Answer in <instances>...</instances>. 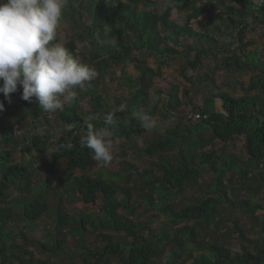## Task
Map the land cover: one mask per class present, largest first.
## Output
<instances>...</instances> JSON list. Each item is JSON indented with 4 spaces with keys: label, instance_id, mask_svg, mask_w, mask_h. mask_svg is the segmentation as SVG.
Here are the masks:
<instances>
[{
    "label": "rangeland",
    "instance_id": "1",
    "mask_svg": "<svg viewBox=\"0 0 264 264\" xmlns=\"http://www.w3.org/2000/svg\"><path fill=\"white\" fill-rule=\"evenodd\" d=\"M111 1L114 5L129 4L131 9L137 12L149 10L156 14H162L167 6L163 0H157V3L156 0H150L148 4L132 0ZM231 4L240 6L241 2L239 0L230 1ZM83 12L85 10L79 6L77 1L68 0V10L63 14L65 17L57 30L53 43L63 45L70 40H77L79 35L77 33H84L82 27H76L78 22L75 24L80 20L79 14ZM216 12L221 13L223 17L220 16L214 20L215 25L218 26L221 22L227 23L226 15L223 14L222 9L218 8ZM170 20L183 25L185 15L171 9ZM83 22L86 26L91 24L86 13H83ZM192 26L199 33L212 35L220 44L231 43L233 48L238 45L236 38L234 40L230 36L233 35L231 30H225L223 27L220 29V33H217L205 16L193 21ZM127 33L124 30L118 36L114 33L113 27L107 26L105 40L95 42L92 37L84 33L81 37H84L85 43L77 42L78 61L89 65L97 72V76L86 89L79 92L82 117L91 115L92 96L101 100L102 113L106 111L113 113L116 109L133 110L134 105L130 95L141 88L139 68L148 67L153 70L154 77L146 83L147 96L139 103L138 110L139 112L145 111L154 121V126L147 129L136 145L125 140H112L109 135L108 139L113 141L112 154L114 158L111 164L101 165L94 161L92 154V164L89 170L86 172L77 171L75 175H85L91 178L102 175L100 177L104 179H112L111 174L118 177L125 176L122 177L124 178L122 180H115L123 187L128 200V208L122 209L121 214L136 224H142L143 227L147 225L148 230L145 229L143 232L146 238L160 237V257L155 260L156 264L171 262L190 264L197 254L204 252L205 246L212 243L223 245L232 254L241 253L243 248L249 249L251 252H256L257 249L264 252V162L258 168L246 165L248 158L244 149V138H235L227 143L214 140L205 147L198 143L193 146V149L188 150V153L196 155V159L199 158L201 152L214 155V167L217 172L211 171L209 166H206L201 171L197 182L190 184L167 202L162 198L161 193L157 194L156 192L157 179L160 178L156 165L160 163V159L146 153V147L151 142H154L159 135L171 131L178 124L194 127L198 120L196 116L207 96L223 92L235 97L244 95V90L249 89L252 73L226 67L217 51H214L215 54L199 59V62L192 67L188 65V62L194 59L195 52L190 50L189 57L186 59V49L172 42L167 43V47L174 48L181 53L180 55L172 56L167 52L150 55L136 46L129 49L126 43ZM194 41L193 38L188 40L189 48H193ZM244 42L248 43V51H261L260 62L264 68L263 27L258 24L254 25L251 30L247 31ZM164 46L166 45L164 44ZM89 48L95 49V53L99 57L93 58L89 53ZM110 51L127 52L128 54L120 63L109 62L107 66L103 67V61L109 57ZM185 92L187 93L185 94ZM11 99L13 100L14 120H8L0 111V124L5 125L8 132H12L16 139L15 144L6 146V151L11 154L13 163L21 162L32 169V176L37 184L33 193L36 194L46 188V171L52 160L47 151H53L55 142L60 138L72 139L75 132L68 130L58 122L57 111L41 112L39 117L32 118L31 103L21 99V90L18 89ZM44 117L49 120V123L45 121ZM95 129L98 130L96 126ZM78 131L82 138L86 135V132ZM34 135L48 136V140L43 143V147L46 148L43 153H38L31 145L29 146L28 142L23 143L24 139L29 141ZM190 135L195 139L202 137L205 141L210 137L209 131L200 133L196 127L190 129ZM27 146L33 148L31 154L25 152ZM182 147L187 150L185 145ZM2 148L0 146V149ZM178 152L179 150L176 149L171 152V155L177 158ZM231 163L233 166L226 168V165ZM65 167L66 164L63 161L56 166L52 176L54 182L47 189L46 195L49 210L38 221L30 222L23 217L20 202L29 200V197L10 191L8 206L11 208L13 217L0 231V250L3 247L6 249L4 253H0V261L4 264H20L19 261L8 260L12 253L10 250L12 247L30 254L33 258L32 264H84L81 260V257L85 255L82 249L83 245L89 251L103 249L104 243L99 237L100 233L89 228L84 233L70 234L67 232L66 237L58 235L59 239L65 238L66 242L61 249V254L57 256L41 249L43 244L48 247L53 245L58 214H66L71 217L70 224L73 227L76 226L73 218L78 214L95 213L102 216L100 212L101 199L94 206H85L71 183H63L64 179L61 173ZM143 174L148 175L141 176ZM244 174H246L245 177ZM218 175L224 182L225 190L229 195L228 200L222 199L220 193L225 190L220 186H216L218 193L214 191ZM147 180L152 181L153 185L147 184ZM148 196L151 197L154 204L158 203L164 207L169 203L177 209L209 198L215 201L214 213L210 215L208 221L201 222L196 227L192 223L175 224L166 221L161 211L149 208ZM118 198L120 199L122 196H118ZM14 201L20 202L15 204ZM57 205L60 207L59 211H57ZM184 226L195 228L196 237H190L189 233L182 232ZM103 234L121 243H127L122 233L103 232ZM174 252L179 253L178 258L174 257ZM25 258L28 257L25 256ZM107 258L105 264H120V255Z\"/></svg>",
    "mask_w": 264,
    "mask_h": 264
},
{
    "label": "trees",
    "instance_id": "2",
    "mask_svg": "<svg viewBox=\"0 0 264 264\" xmlns=\"http://www.w3.org/2000/svg\"><path fill=\"white\" fill-rule=\"evenodd\" d=\"M79 3V6L85 10L86 15L91 20V24L86 26L83 22V13L79 14V21H76V27H82L84 33L97 42L105 40V28L113 27L116 35L120 36L123 31H127L126 43L129 49L136 46L145 50L150 55L168 54L180 55L177 50L167 47V43L180 45L186 49V59L189 57V51H194V59L189 60L188 65L195 66L199 59L215 54L214 51L220 53L222 63L228 68L235 70H246L252 73L250 78V86L248 90H244V95L235 97L229 93H219L207 96L200 109L196 127L200 133L209 131L208 140L191 138L190 128L186 125L178 124L171 131L159 135L154 142H151L146 148V153L152 157H159L160 163L156 165L160 178L157 179V194L161 193L164 200L169 201L172 196L180 194L190 184L197 182L201 171L209 166L211 171L217 172L214 167V155L201 152L199 158L187 151L193 149V146L200 143L203 147L218 140L227 143L235 138H244V149L247 154V164L253 167H259L264 162V68L260 62L261 51H248V43L244 42L245 35L248 30L256 24L264 29V7L254 6L252 0H239L241 5L231 4L230 1L236 0H163L166 3V9L162 14H156L149 10L137 12L131 9L129 4L119 3L114 5L111 0H73ZM133 2L148 4L150 0H132ZM155 2V1H154ZM157 3V0H156ZM221 8L223 14L226 15V22L215 25L214 20L221 13L216 12ZM171 9L176 10L179 14L185 15V22L179 25L170 20ZM68 7L64 10L65 14ZM201 16H205L210 26L220 33V29L231 30L236 38V48L231 47V43H219L212 35L199 33L192 26L193 21H197ZM63 15V19H64ZM62 19V20H63ZM83 25V26H82ZM84 33H77V40H70L62 46L78 60V41L84 42ZM193 38V48L187 45L188 40ZM186 46H184L183 44ZM164 44L166 46H164ZM259 52V53H258ZM89 53L93 58L99 56L95 53V49L89 48ZM126 53H116L110 51V55L103 61V67L110 63H120L123 61ZM164 63V62H161ZM159 63V64H161ZM241 64V65H240ZM263 68V69H262ZM141 73L139 83L141 88L137 89L131 96V102L134 109H116L113 116L116 120L115 125L110 128V137L112 140H125L136 145L140 142L141 137L146 133L147 129L141 127L136 118L139 112V103L146 99L147 81L153 79L154 72L148 67H140ZM3 82L0 81V86ZM77 95L76 101L65 106L62 111L56 112L58 122L68 129L71 126L72 132H75L72 139L66 140L60 138L55 142V149L47 151L52 158L46 171V188L39 193H33L37 188V184L32 176V169L21 162L13 163L11 154L6 151V146L16 143L15 136L12 132H8L5 125L0 124V231L4 225L12 219L11 208L8 206L10 191L18 192L29 200L19 201L22 205L23 217L35 222L40 220L49 210L46 200L47 189L54 182L52 178L56 166L61 161L65 162L66 167L61 173L63 183L70 182L74 191L81 198L85 206H94L101 199L102 206L100 217L95 213H86L74 216L75 227L71 226L70 219L66 214H58L56 221V234L53 236L52 247L45 244L41 249L51 252L54 256L61 254V249L66 242L65 238L59 239L58 235L66 237V233L77 234L84 233L88 228L94 232H99L100 239L104 243L103 249L89 251L85 245L82 246L84 257L81 260L84 264H105L109 256L120 255V264H156L155 260L160 257L159 239L160 237L146 238L143 235L144 230H148L147 225L136 224L121 214L122 209L128 208V200L123 191V187L115 180H122L125 176L118 177L114 174L112 179H104L98 177H87L85 175H75L77 171L86 172L92 164V152L88 148L81 145L82 136L80 131L87 132V124L90 122L98 129L105 127L103 118L109 112L102 113L101 100L92 96V109L90 117H94L89 121V115L82 117L83 113L80 109L81 97ZM187 92H185L186 94ZM14 94V93H13ZM10 94L9 98H5L0 94V102L4 104L2 112L3 116L8 120H14L13 100ZM32 118L39 117L41 112L38 102L33 98L30 104ZM146 113L145 111H141ZM90 113V112H89ZM147 114V113H146ZM45 121L49 120L44 117ZM69 130V129H68ZM48 140V136L34 135L28 141L24 139L23 143L28 142L35 150L41 153L46 150L43 143ZM61 144H72L70 150L61 148ZM185 145L187 150L182 146ZM27 146L25 152L32 153L33 148ZM178 149V157L174 158L171 152ZM195 150V149H194ZM233 164H227L226 168L232 167ZM143 174L141 176H147ZM246 174H244V177ZM214 184V191L218 193L217 187L226 189L221 176H217ZM147 184L153 185L152 181H146ZM222 199L228 200V192L220 193ZM122 196V198H118ZM19 202L14 201L15 204ZM147 203L149 208L161 211L165 216V220L178 223H192L198 226L201 222L209 220L214 213L215 201L209 198L201 200V202L192 203L190 206L181 209L175 208L172 204L167 203L161 207L158 203L154 204L151 197L148 196ZM59 205V203H58ZM57 205V211L60 207ZM167 213V215H164ZM195 228L184 226L182 232L189 233L190 237L195 238ZM67 230V231H66ZM103 232H114L116 234H124L127 243H121L111 237H106ZM194 240V239H193ZM180 244V241H178ZM5 246V245H4ZM15 249V250H14ZM204 252L197 254L190 264H264V252L258 250L251 252L249 249L243 248L241 253L232 254L229 249L223 245L212 243L204 247ZM5 248L0 253L5 252ZM8 260L19 261L20 264H32L33 258L30 254L12 247ZM174 257L178 258L179 253L174 252ZM27 256L28 258H25ZM7 259V258H6ZM7 261V260H6ZM0 264L4 262L0 261ZM39 264V263H37ZM168 264H174L173 262ZM184 264V263H183Z\"/></svg>",
    "mask_w": 264,
    "mask_h": 264
},
{
    "label": "clouds",
    "instance_id": "3",
    "mask_svg": "<svg viewBox=\"0 0 264 264\" xmlns=\"http://www.w3.org/2000/svg\"><path fill=\"white\" fill-rule=\"evenodd\" d=\"M252 2L264 7V0ZM67 7L68 0H0V94L9 98V103L10 94L19 89L23 101L31 103L35 98L45 112L62 111L97 76L94 68L75 59L66 47L53 43ZM3 109L0 102V111ZM136 118L145 129L154 126L144 112H137ZM103 122L105 127L98 130L87 124L81 145L91 150L94 161L106 166L114 158L113 141L108 136L116 120L109 113ZM60 147L70 150L73 145Z\"/></svg>",
    "mask_w": 264,
    "mask_h": 264
}]
</instances>
